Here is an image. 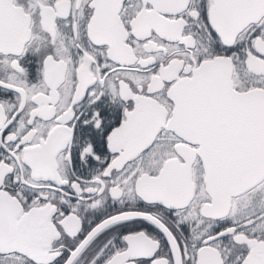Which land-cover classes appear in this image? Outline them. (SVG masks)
<instances>
[{"label": "snow or ice", "instance_id": "1", "mask_svg": "<svg viewBox=\"0 0 264 264\" xmlns=\"http://www.w3.org/2000/svg\"><path fill=\"white\" fill-rule=\"evenodd\" d=\"M0 264H264V0H0Z\"/></svg>", "mask_w": 264, "mask_h": 264}]
</instances>
